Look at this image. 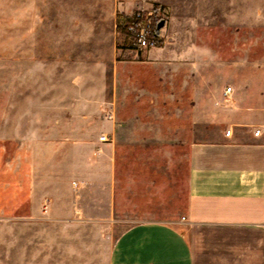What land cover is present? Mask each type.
Masks as SVG:
<instances>
[{
  "label": "rangeland",
  "instance_id": "rangeland-1",
  "mask_svg": "<svg viewBox=\"0 0 264 264\" xmlns=\"http://www.w3.org/2000/svg\"><path fill=\"white\" fill-rule=\"evenodd\" d=\"M155 7L163 45L118 47L117 16ZM234 61L264 62V0H0V264H109L175 221L195 86Z\"/></svg>",
  "mask_w": 264,
  "mask_h": 264
},
{
  "label": "crops",
  "instance_id": "crops-1",
  "mask_svg": "<svg viewBox=\"0 0 264 264\" xmlns=\"http://www.w3.org/2000/svg\"><path fill=\"white\" fill-rule=\"evenodd\" d=\"M191 124L180 215L126 228L109 264H264V62L229 63L213 93L197 82Z\"/></svg>",
  "mask_w": 264,
  "mask_h": 264
},
{
  "label": "built area",
  "instance_id": "built-area-1",
  "mask_svg": "<svg viewBox=\"0 0 264 264\" xmlns=\"http://www.w3.org/2000/svg\"><path fill=\"white\" fill-rule=\"evenodd\" d=\"M139 17L140 19L129 27L132 34V50L135 53H141L151 48L161 47L165 40L160 34V30H156V34L153 33L150 23L141 18L142 12H140ZM230 90L231 88L227 86L222 92L223 96H226ZM255 133H258V130ZM226 134H229V130L226 131ZM98 140L100 142H108L109 136L107 133H103L98 137Z\"/></svg>",
  "mask_w": 264,
  "mask_h": 264
},
{
  "label": "trees",
  "instance_id": "trees-1",
  "mask_svg": "<svg viewBox=\"0 0 264 264\" xmlns=\"http://www.w3.org/2000/svg\"><path fill=\"white\" fill-rule=\"evenodd\" d=\"M140 12H134L131 15H123L119 14L116 19V29L120 35L118 40V47H128L132 48V34L129 30V27L136 23L140 17ZM146 14L142 12V19H145L150 23L153 33L156 34V26L157 23L161 20V16L159 15V7L154 8V13L150 16H145Z\"/></svg>",
  "mask_w": 264,
  "mask_h": 264
},
{
  "label": "water",
  "instance_id": "water-1",
  "mask_svg": "<svg viewBox=\"0 0 264 264\" xmlns=\"http://www.w3.org/2000/svg\"><path fill=\"white\" fill-rule=\"evenodd\" d=\"M165 20L161 19L156 26V30L159 31L164 26Z\"/></svg>",
  "mask_w": 264,
  "mask_h": 264
}]
</instances>
